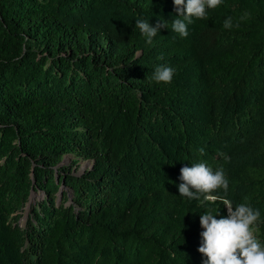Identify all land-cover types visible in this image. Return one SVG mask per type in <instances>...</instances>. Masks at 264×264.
Listing matches in <instances>:
<instances>
[{
    "label": "trees",
    "instance_id": "trees-1",
    "mask_svg": "<svg viewBox=\"0 0 264 264\" xmlns=\"http://www.w3.org/2000/svg\"><path fill=\"white\" fill-rule=\"evenodd\" d=\"M207 11L180 37L173 0H0V264H202L177 187L200 161L217 218L248 203L264 239V0ZM136 18L169 27L148 45Z\"/></svg>",
    "mask_w": 264,
    "mask_h": 264
},
{
    "label": "clouds",
    "instance_id": "clouds-1",
    "mask_svg": "<svg viewBox=\"0 0 264 264\" xmlns=\"http://www.w3.org/2000/svg\"><path fill=\"white\" fill-rule=\"evenodd\" d=\"M221 0H173L177 13L171 19H159L155 25L148 19L136 18L135 26L148 45L162 27H169L180 37L188 35V25L194 19L208 17V9H213ZM225 27L230 24L226 21ZM175 68L167 65H157L152 72L151 81L157 83L171 82ZM203 152V149H200ZM180 183L177 185L179 194L187 200H195L203 211L199 216L201 231L198 251L203 254L202 264H264V239L256 234L255 225L261 217L258 208L248 203H238L235 207L224 200L227 215L217 218L213 201L216 199L215 190L222 189L227 193L229 180L223 167L207 165L204 161L184 165L180 168Z\"/></svg>",
    "mask_w": 264,
    "mask_h": 264
},
{
    "label": "rangeland",
    "instance_id": "rangeland-1",
    "mask_svg": "<svg viewBox=\"0 0 264 264\" xmlns=\"http://www.w3.org/2000/svg\"><path fill=\"white\" fill-rule=\"evenodd\" d=\"M72 157L71 155H67L65 154L63 156V161L66 162L67 164H70L72 161ZM92 162L91 160L88 159H81L79 161V166L77 171L81 172L83 171L85 168L91 167ZM74 167V166H73ZM42 197V193L41 192H32V198H31V202H35L36 200L40 199ZM29 210H30V205L29 203L26 204L24 210L22 211V215L20 217V219L18 220V222L20 223V225H24L26 223V217L29 214Z\"/></svg>",
    "mask_w": 264,
    "mask_h": 264
},
{
    "label": "water",
    "instance_id": "water-1",
    "mask_svg": "<svg viewBox=\"0 0 264 264\" xmlns=\"http://www.w3.org/2000/svg\"><path fill=\"white\" fill-rule=\"evenodd\" d=\"M82 172V171H81ZM81 172H78V173H81Z\"/></svg>",
    "mask_w": 264,
    "mask_h": 264
}]
</instances>
